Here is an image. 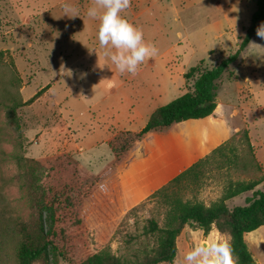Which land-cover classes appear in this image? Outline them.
Returning <instances> with one entry per match:
<instances>
[{"label": "rangeland", "instance_id": "obj_1", "mask_svg": "<svg viewBox=\"0 0 264 264\" xmlns=\"http://www.w3.org/2000/svg\"><path fill=\"white\" fill-rule=\"evenodd\" d=\"M13 1L0 0V264H18L19 222L34 224L40 219L45 229L50 224V213L40 197L28 190L27 167L23 166L22 159L65 154L90 171L91 181L108 182L109 191L111 186L121 190V200L116 204H112L109 194L103 201L96 199L98 206L93 213L83 216V223L95 252L105 250L130 261L139 259L144 250L151 248V239L144 236L143 228L150 218L162 225L165 212L163 194L174 192L184 202H201L209 206L225 196L230 184L258 182L256 190H264V41L257 34L252 43L261 47L250 44L222 77L217 109L210 119V132L215 135L206 138L198 131L204 127L192 123L181 128L185 149L189 146L186 142H191L194 135L199 141L198 153L191 157L194 162L201 160L194 174L185 175L155 197L156 191L185 169L171 176L162 168H156L158 158L145 156L138 161L143 167L140 181L134 174V177L129 174L130 181L127 180L129 178L124 174L130 168L117 179V172L113 175V169L106 172L103 169L111 155L106 145L101 144L112 131H139L144 127L145 118L132 120L130 114L140 111L145 116L150 110L165 106L190 91L194 78H183L190 68L210 69L234 52L239 44L236 46L235 42L244 32L242 27H247L248 19L256 10V0H240L232 4L229 8V19L234 26L232 33L222 41H212V44L200 41L195 51L185 42L174 46L169 44L173 33H184L180 23L173 20L169 8L183 3L190 7L182 14L185 24L188 25V18L193 20L198 11L200 16L196 20L203 25L207 17H216L212 0L204 3L202 0L156 2L152 11L163 16L165 13L158 10L165 7L169 9L168 14L153 26L147 24L145 27L146 23L137 26L142 28L145 39L159 50L158 55L150 59L161 57L157 66H164L171 77L165 76V87L161 85V90L152 95L147 89L138 88L137 80L132 83L137 87L132 91L117 89L110 92L111 86L120 83L112 73L114 65L105 58L94 25L87 27L82 22L91 0H33L34 5L44 8L62 4L75 9L76 12L69 15L77 17L67 16L65 25L53 22L56 18L51 20L53 23L48 18L27 23L16 21L5 13ZM147 3L150 2L146 1L143 6ZM52 15L51 12L44 13V16ZM163 21L169 23L168 37H160L165 27L160 23ZM150 27L152 29H147ZM233 34L239 39L236 37L235 41ZM207 48L214 49V52L209 55ZM148 60L141 66H146ZM45 87L48 89L32 104L22 105ZM104 96L109 101H118L120 109L114 114L118 122L99 114L96 104L100 102V106ZM138 96L144 97L145 108L138 106L141 104L137 101ZM16 104L15 110H10L9 107ZM88 143L99 144V147L79 152V144L84 149ZM214 146L218 148L211 152ZM250 196L251 193L239 195L226 200V205L231 209L244 206L245 199ZM225 236L228 237L214 227L204 234L197 227L185 226L176 241V258L182 257L190 248ZM244 238L256 264H264V226ZM33 264L69 263L49 250Z\"/></svg>", "mask_w": 264, "mask_h": 264}, {"label": "trees", "instance_id": "obj_2", "mask_svg": "<svg viewBox=\"0 0 264 264\" xmlns=\"http://www.w3.org/2000/svg\"><path fill=\"white\" fill-rule=\"evenodd\" d=\"M261 24H264V0H256V10L237 49L210 69L190 68L184 78H194L192 89L157 108L141 130L115 133L105 143L112 161L104 167V171L113 169V175L118 173L133 151L150 136H166L184 122L212 115L217 106L216 97L223 75L238 62ZM47 89L45 87L38 91L22 105L32 104ZM17 105L9 107L10 110L14 111ZM21 161L27 167L28 190L40 197L50 213V224L48 229L43 227L40 219L34 224H17L18 264H33L46 256L49 250L69 264H173L177 255L176 241L185 226L197 227L204 234L214 227L230 239L236 264H256L244 237L264 226V190H256L258 182L230 184L225 196L209 206L201 202H184L174 192L163 194L165 212L162 225L150 218L143 228L144 236L151 239V248L144 250L139 259L130 261L105 250L95 252L83 223V216L93 213L98 206L96 199L103 201L109 194L112 204L118 203L121 200L119 189L111 186L109 191L108 182L99 184L91 181L90 171L65 154ZM200 161L156 191L155 197L162 195L185 175L194 174ZM245 193H251V196L245 199L244 206L231 209L226 205V200Z\"/></svg>", "mask_w": 264, "mask_h": 264}, {"label": "crops", "instance_id": "obj_3", "mask_svg": "<svg viewBox=\"0 0 264 264\" xmlns=\"http://www.w3.org/2000/svg\"><path fill=\"white\" fill-rule=\"evenodd\" d=\"M146 1L150 2V3H147L145 6H143V4ZM158 1H160V0H131V6L126 11L125 15L130 20V22H132L133 24L143 26L146 23V25H144L146 27L147 24H151V26H153L155 23L157 24L158 19L161 20L165 15L168 14L167 11L170 9V11L173 13V20L178 21L180 23V27L183 28L184 33L183 32L182 33L181 32L173 33L172 34L173 37L170 38L171 40H169V44H172V46H174L176 44H180L182 42H185L192 51H195V46L200 41H202L204 44H212V41H222L225 38H227L230 35V33H232L234 26L232 25V23L229 19V10H230L229 8L232 6V4H234L236 2H240V0H236L235 2H226L223 0L222 1L221 0H212V5H213L212 9L214 11H216V13H217L216 17L214 19H209L207 17L206 23L201 25L198 22L199 20L198 21L196 20V19H199V16H200L199 12L197 11V12H195L196 14L193 17V20L188 18L189 24L186 25L184 22V17H182V14H183V12L189 10L190 7L184 6L183 3L180 6H176L173 4V5H171V7L169 9L162 7L158 11H159V13L160 12L162 13V11H163V13H165V15L161 16V15H158L156 12L152 11L153 7L155 6L156 2H158ZM206 1H209V0H202L201 3H204ZM33 3H34L33 0H24L23 2H22V0H14L12 7L7 9L5 13H7L9 17L17 19L16 21H20L21 23H27L28 21L33 22L34 20L37 21V19H43L44 20L45 18H46V20L48 18L50 20V22H51V20L56 18L53 22L57 21V22L61 23L62 25H65L66 23H68L67 15H65V8L62 4H55L52 7L48 6V7L44 8L41 6H36ZM45 12H47V14H49L51 12V13H53V15L52 16H44ZM251 16L248 19V24L246 25L247 27L249 26ZM53 22H51V23H53ZM82 22L87 27H89V26H91V24H93L94 28L96 30V21L92 20L87 15L82 16ZM160 23H162V25H165V27L163 28L164 31L163 32L161 31L160 37L163 35H166V37H168L167 29L169 27V23L168 22L165 23L164 21L160 22ZM247 27H242V32L243 31L245 32V28H247ZM147 29H152V27L147 28ZM244 32H243V34H244ZM236 37L239 39V36H237V35L234 36V34H233V39L235 41H236V39H235ZM254 37L250 43H252V41L254 40ZM163 39H165V37H163ZM239 41H240V39L235 42L236 46L239 43ZM250 43H249V46H250ZM168 49L169 48H167V50ZM206 52L209 53V55H211V53L214 52V49L207 48ZM160 58L161 57H157L155 59H149L148 64L146 66H140V69H139L137 75H135V76H132V75L127 74V73L121 75L115 69V67H113L111 69L112 73L118 79V81L120 83L116 87L111 86L110 92H115L117 89L121 90L122 92H125L126 90L132 91L134 88H137L136 86L133 87V85H132V83L135 80H137L138 88L147 89L148 92L151 93V95L153 93H158L161 90L160 86L162 85L163 87H165V85H166L165 84V76H169V74L166 72L164 66L163 67L157 66ZM184 74H183V78H184ZM163 77H164V80L162 79ZM170 77L171 76H169V78ZM170 83L172 84V82H170ZM140 90H137V91H140ZM218 92H217V96H218ZM136 98H137L138 102H141V104L139 103L138 106L140 108H145L144 105L146 102H143V101H145L144 97L138 96ZM216 99H217V97H216ZM102 102L103 103L100 106H98L100 102H98L96 104L97 105L96 107L99 108L98 111H100L99 114L104 115V116H108L113 121L118 122L117 118L114 115L115 111L118 114L119 109H120L118 101H116L115 99H112L109 101L108 98L106 96H104V97H102ZM129 103H131V100H129ZM120 104H123V101L120 100ZM132 107H133V105H132ZM216 109H217V106H216L215 110ZM155 110L154 109L150 110L149 113H146L145 116H143L142 113L140 114V111H137V113L130 114L131 115L130 119L133 120V119H144L145 118L146 121H144V125H143V126H145L147 124L151 114ZM215 110H214V112H215ZM214 112H213V114H214ZM213 114L210 115L209 117L201 119V120H189L187 122H184V123L176 126L172 130V132L166 136H150L147 140H145L142 144H140L133 151L129 161L127 162V164L122 166L118 170L117 179L119 178L120 175L123 174L124 171H126L127 169L130 168L131 170L129 169V171L126 172V174H124V175H126V178H129L127 180L130 181V176H128L130 174V175H132V177H134V175L137 176L138 180L140 181V179L142 178V176H141L142 171H140V169H142L143 167H142L141 163H138V161L142 160L145 156H151V157L158 158V162L157 161L155 162L156 168H159V167L162 168L166 172V174L171 175V176L174 175V172L177 174V173L181 172L182 170H184V169L186 170L189 167H191L194 163H196L193 160H191V157L193 155H195L196 153H198L199 141L197 139V135L196 136L194 135V138H193V140H191V142H186L187 145H189V146H187L186 147L187 149H185L184 148V145H185L184 144L185 143L184 138H182V135L180 132L182 130L181 128L192 123L196 127H197V125H198V127L199 126L204 127V129H200V130L198 129V131L200 133H203V135L206 138L214 136L215 134H212V132H210V128H211L210 119L212 118ZM127 117H128V115H126L125 119ZM206 125H208V126L210 125V127L206 128L205 127ZM119 131H123V130H119ZM119 131H112L111 133L106 135L102 139L101 144L105 145V143L115 133H117ZM220 146L221 145H219L218 147H220ZM78 147H79V152H83V151L88 152L90 150L97 149L99 147V144H96V143L89 144L88 143V145H86V147L84 149H82V146H80V144ZM218 147L214 146L213 150L211 152L216 150ZM209 154H207V155H209ZM207 155L205 154V156H207ZM111 161L112 160H110L107 164H109ZM120 196H121V194H120Z\"/></svg>", "mask_w": 264, "mask_h": 264}, {"label": "clouds", "instance_id": "obj_4", "mask_svg": "<svg viewBox=\"0 0 264 264\" xmlns=\"http://www.w3.org/2000/svg\"><path fill=\"white\" fill-rule=\"evenodd\" d=\"M130 6L131 0H91L87 16L96 21V39L105 58L121 75L135 76L140 66L158 55L159 50L145 39L142 28L130 22L125 15ZM64 8L69 18L77 17L69 15L70 12L75 13V9L68 5ZM256 34L264 39V24L257 28ZM250 44L261 47L254 42ZM173 264H236V259L230 239L225 236L190 248L182 257L175 258Z\"/></svg>", "mask_w": 264, "mask_h": 264}]
</instances>
